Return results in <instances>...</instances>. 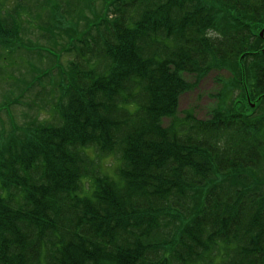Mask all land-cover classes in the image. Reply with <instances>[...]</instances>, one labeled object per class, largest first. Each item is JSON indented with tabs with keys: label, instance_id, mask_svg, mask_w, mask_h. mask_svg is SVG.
<instances>
[{
	"label": "trees",
	"instance_id": "trees-1",
	"mask_svg": "<svg viewBox=\"0 0 264 264\" xmlns=\"http://www.w3.org/2000/svg\"><path fill=\"white\" fill-rule=\"evenodd\" d=\"M85 24L58 119L0 149V264H264V0H103ZM225 69L208 117L180 115L186 74Z\"/></svg>",
	"mask_w": 264,
	"mask_h": 264
},
{
	"label": "rangeland",
	"instance_id": "rangeland-1",
	"mask_svg": "<svg viewBox=\"0 0 264 264\" xmlns=\"http://www.w3.org/2000/svg\"><path fill=\"white\" fill-rule=\"evenodd\" d=\"M2 1L5 4L3 11L9 9L14 19L22 20V31L13 45L0 44V149L33 118L58 119L55 111L59 98L56 85L72 58L64 48L72 35L77 37L82 34L80 31L86 27L85 22L91 23L103 5V0H79L77 5L81 6V14L75 17L66 11L76 0H60V4L57 0L55 3L49 1L47 10L43 7V0ZM54 4H58L59 8ZM227 76H232L229 69L212 70L200 78L186 74L192 86L180 96L179 114L193 111L198 117L207 118L217 102L215 94L221 89V79ZM231 78L226 83H230ZM248 105L258 115L264 110L255 100ZM101 164L103 173L115 176L119 164L116 155H103Z\"/></svg>",
	"mask_w": 264,
	"mask_h": 264
},
{
	"label": "bare ground",
	"instance_id": "bare-ground-1",
	"mask_svg": "<svg viewBox=\"0 0 264 264\" xmlns=\"http://www.w3.org/2000/svg\"><path fill=\"white\" fill-rule=\"evenodd\" d=\"M251 101H253V98L249 95L248 97H247V99H246V102H251ZM230 208H231V206H230Z\"/></svg>",
	"mask_w": 264,
	"mask_h": 264
},
{
	"label": "water",
	"instance_id": "water-1",
	"mask_svg": "<svg viewBox=\"0 0 264 264\" xmlns=\"http://www.w3.org/2000/svg\"><path fill=\"white\" fill-rule=\"evenodd\" d=\"M263 33H264V30L261 31V34H263Z\"/></svg>",
	"mask_w": 264,
	"mask_h": 264
}]
</instances>
